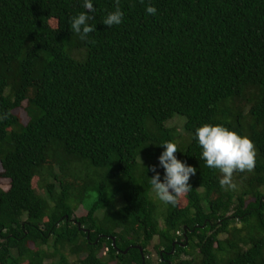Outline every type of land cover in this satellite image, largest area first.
I'll return each instance as SVG.
<instances>
[{"label":"trees","instance_id":"16d2710c","mask_svg":"<svg viewBox=\"0 0 264 264\" xmlns=\"http://www.w3.org/2000/svg\"><path fill=\"white\" fill-rule=\"evenodd\" d=\"M83 4L0 0V264H264V0H119L111 28L116 0ZM206 123L258 150L235 191L201 158ZM168 141L197 169L183 205L151 185Z\"/></svg>","mask_w":264,"mask_h":264},{"label":"clouds","instance_id":"9594fccd","mask_svg":"<svg viewBox=\"0 0 264 264\" xmlns=\"http://www.w3.org/2000/svg\"><path fill=\"white\" fill-rule=\"evenodd\" d=\"M116 10L109 12L103 20V24L111 28L120 25L124 20V13L116 0ZM83 7L89 13L94 11L93 0H84ZM157 8L149 5L146 8L148 15H156ZM92 17L86 13H80L71 17L69 26L72 32L79 35L81 40H86L88 34L94 31L89 24ZM0 119H7V114L0 115ZM194 138L202 148L201 158L206 161L208 168L218 169L222 174L219 184L225 191H235L238 188L234 182V173L251 172L256 167L258 150L246 135H241L220 124H203L195 131ZM165 149L159 156V167L164 170L163 179L153 166L154 175L150 178L156 197L165 204L177 206L180 197L192 190L191 177L195 176L197 169L186 161H181L175 153L178 151L176 143L165 142Z\"/></svg>","mask_w":264,"mask_h":264},{"label":"rangeland","instance_id":"374dc122","mask_svg":"<svg viewBox=\"0 0 264 264\" xmlns=\"http://www.w3.org/2000/svg\"><path fill=\"white\" fill-rule=\"evenodd\" d=\"M55 23H56L55 21H51L50 24L52 27H55V25H56ZM17 114H19L22 121L25 123L27 120L25 113L22 110H18ZM170 124L173 126H176V128L180 132V135L182 136V138L187 139V135L184 133V130L182 129V125H183L182 120L174 119ZM35 182L36 181L33 182V187H36ZM0 186L6 189L8 186V181L7 180H0ZM155 198H157V197H155ZM160 203L164 204L163 202H160ZM185 203H186L185 197L184 196L180 197L179 204L183 205ZM85 214H86V210L83 207H79L74 216L75 217H81V216H84ZM156 242H157V239H154L153 244H155ZM152 257H154V254L152 255Z\"/></svg>","mask_w":264,"mask_h":264}]
</instances>
